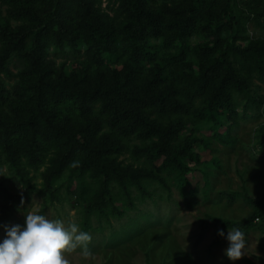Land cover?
Instances as JSON below:
<instances>
[{
	"label": "trees",
	"instance_id": "trees-1",
	"mask_svg": "<svg viewBox=\"0 0 264 264\" xmlns=\"http://www.w3.org/2000/svg\"><path fill=\"white\" fill-rule=\"evenodd\" d=\"M235 1L0 0V225L27 198L29 171L42 167L46 193L65 172L79 184H95L81 214L84 232L93 218L108 222L123 215L112 185L126 208L134 209L132 192L150 197L145 182L159 179L120 160L132 141L145 144L140 151L154 160L162 157V165L176 164L178 190L191 208V169L181 160L195 164L198 158L189 140L179 139V124L203 109L204 124L227 146L239 124L232 95H242L248 108L262 104L253 81L264 85V41H249L245 25L264 28V0L243 2L247 16L236 14ZM200 29L208 42L195 47L194 66L186 60L187 41ZM168 35L175 52L161 57L158 47L168 44ZM58 54L64 62L57 65L52 57ZM4 166L23 193L7 190ZM240 198L251 209L248 218L208 216L201 222V229H215L213 245L223 237L218 232L228 229L264 233V199L245 191ZM144 231L136 225L113 232L106 245L117 248Z\"/></svg>",
	"mask_w": 264,
	"mask_h": 264
},
{
	"label": "rangeland",
	"instance_id": "rangeland-1",
	"mask_svg": "<svg viewBox=\"0 0 264 264\" xmlns=\"http://www.w3.org/2000/svg\"><path fill=\"white\" fill-rule=\"evenodd\" d=\"M245 1L236 0L232 4L236 14L247 16ZM0 8L5 15V7L0 4ZM245 29L249 41H264V28L260 25L249 21ZM205 34L206 30H197L187 41L189 55L186 60H193L194 66L197 63L192 54L196 46L208 42ZM165 39L168 44L158 47L161 57L175 52L171 36ZM164 52L167 53L163 55ZM52 58L57 65L64 62L60 54ZM68 65L66 72L71 68ZM118 69H121L120 65ZM167 73L171 78L172 72L168 69ZM253 82L258 100L262 101L259 110L246 107L242 95H232L239 117V124L230 134L235 140L233 144L226 146L214 138L213 132L201 119L203 109L190 113L188 118L191 121L183 120L179 124V139L189 140L190 152L198 158L195 164L189 162L188 158L181 160L191 169L186 175L194 190L191 208H187L178 190L176 164L162 165V157L154 160L148 153L140 151L145 144L132 141L131 148L120 160L125 165L144 169L160 182L146 180L145 187L150 197L145 199H141L136 191L132 192L134 209L126 208L116 186L112 185V194L117 201L115 206L123 215L109 217L108 222L105 219H91L87 232L92 237L89 244L92 256L85 259L79 251L66 254L70 264H264V233L261 230L253 229L245 234L249 244L248 255L238 261H230L224 255L228 247V231L217 245H213L215 229L200 228L201 222L208 216L232 221L248 218L251 209L240 198L243 191L253 198L264 199V85ZM11 84L9 82L8 86ZM225 129L223 125L220 133ZM177 159L180 161L179 157ZM44 168L29 171L30 192L8 222L0 225V242L6 236L5 227L19 225L23 230L29 212L45 215L48 219H60L66 226L75 222L81 230L82 210L93 197L95 184L89 180L79 184L65 172L52 187V197L50 192L42 190L40 175ZM2 173L8 191L23 193L21 182L6 166L2 168ZM204 176H207V180ZM231 196L233 199L230 201ZM136 225L145 227L143 234L117 248L106 245L113 232L129 231Z\"/></svg>",
	"mask_w": 264,
	"mask_h": 264
},
{
	"label": "clouds",
	"instance_id": "clouds-1",
	"mask_svg": "<svg viewBox=\"0 0 264 264\" xmlns=\"http://www.w3.org/2000/svg\"><path fill=\"white\" fill-rule=\"evenodd\" d=\"M23 203V200H21ZM6 236L0 242V264H70L66 254L79 251L85 259L92 256L91 235L80 230L77 223L67 226L60 219H48L35 212L26 214L25 226L5 227ZM224 236V232H218ZM228 247L224 255L230 261L247 256L249 247L245 233L239 228L228 229Z\"/></svg>",
	"mask_w": 264,
	"mask_h": 264
}]
</instances>
